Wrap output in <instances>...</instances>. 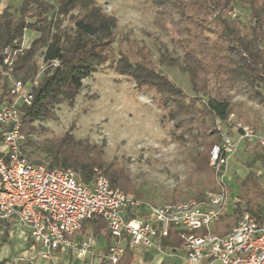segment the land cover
Listing matches in <instances>:
<instances>
[{
  "label": "trees",
  "instance_id": "16d2710c",
  "mask_svg": "<svg viewBox=\"0 0 264 264\" xmlns=\"http://www.w3.org/2000/svg\"><path fill=\"white\" fill-rule=\"evenodd\" d=\"M150 2L155 7V24L163 28L169 21L183 46L181 56L164 51L159 55V62L186 74L194 96L188 98L167 76L145 64H131L123 57L116 67L120 74L128 75L137 86L158 93L162 104L168 109V117L176 127L185 129L195 124L206 134L204 151H197L192 160L197 170L209 175L195 190L197 195L211 183L214 184V171L208 164L210 150L220 142V137L213 126L216 121L226 122L230 114L236 112L231 91L240 88L251 100L264 105V0ZM233 9L237 15L231 18L229 12ZM27 15L40 23L41 27L35 28V22L28 21ZM244 15L248 16L246 22ZM58 16H68L72 20L71 35L60 30L62 19L59 20ZM115 27L116 18L102 12L94 0H22L13 11L9 4L3 8L0 13V106L14 99L1 74L8 67L2 64L4 49H20L23 32L28 28L40 33L39 39L24 49L22 54H17L14 61L13 73L20 75L24 81L38 74V66L32 62V57L38 42L44 46V68L33 88V99L29 105L23 104L19 108L20 131L26 135V139L29 131L33 130V121L49 117L53 107L62 101L72 102L82 88L83 79L104 62L102 47L109 43ZM244 27L247 30L244 31ZM44 32L46 36L41 39ZM48 152L51 159L47 165L50 168L72 169L84 183H89L93 169L99 168L111 186L133 192L132 183L123 179V169L105 164L101 150L94 143L76 139L68 133L58 138ZM262 161L264 165V158ZM241 188L242 195L235 194L237 202L234 208L213 225L214 232L227 233L242 212H248L257 221L260 220L262 205L259 200L264 185L258 182L253 173H249L241 180ZM87 226L94 233H100L105 228L99 218L83 221L81 228ZM168 244H181L172 228L169 230ZM132 260L133 251L127 246L118 264H131Z\"/></svg>",
  "mask_w": 264,
  "mask_h": 264
},
{
  "label": "rangeland",
  "instance_id": "374dc122",
  "mask_svg": "<svg viewBox=\"0 0 264 264\" xmlns=\"http://www.w3.org/2000/svg\"><path fill=\"white\" fill-rule=\"evenodd\" d=\"M21 1L0 0V13L8 4L13 11ZM94 1L102 12L116 18V27L109 43L102 47L104 62L83 79L82 88L72 102L62 101L53 107L49 117L33 121V130L29 131L23 145L26 157L31 162L48 164L51 159L49 147L69 133L76 139L96 144L105 164L123 169L124 181L132 183L134 187L131 193L152 203L198 199L215 192L214 180V184L211 183L195 195V190L203 180L209 178L207 172L197 170L192 163L197 151L205 149L206 134L195 124L185 129L176 127L168 117V109L162 104L160 95L153 89L137 86L128 75L120 74L116 67L123 57L131 64H145L167 76L191 98L194 92L187 75L159 62V55L164 51L173 56L183 54L180 37L169 21L163 28L155 24V7L150 0ZM58 18L62 19L60 30L71 35L72 20L68 16ZM26 19L35 22V28L41 27L28 15ZM243 19L246 22L248 16L244 15ZM243 29L245 31L247 27ZM39 36L37 30L28 28L23 32L20 49L9 47L11 64L5 72H1L7 88H10L13 80H22L20 75L13 73L17 54H22L24 49L32 46ZM45 36L44 32L40 38ZM36 47L32 62L38 66V73H41L44 68V46L38 42ZM231 96L236 112L232 113L231 121H216L213 129L219 137V128L234 137L237 133L235 121L251 125L257 134H263L264 105L251 100L240 88L233 89ZM263 158L264 145H240L228 164V174L236 176L233 185L236 190H229V193L242 195L241 180L249 173H253L258 182L264 185ZM263 198L264 191L259 200L260 206ZM85 228L79 231L84 233L87 231ZM93 235L96 236L95 233ZM92 250H96L95 247ZM146 253L145 258H140L142 255L139 254L134 264H155L152 252Z\"/></svg>",
  "mask_w": 264,
  "mask_h": 264
},
{
  "label": "built area",
  "instance_id": "2783aa9c",
  "mask_svg": "<svg viewBox=\"0 0 264 264\" xmlns=\"http://www.w3.org/2000/svg\"><path fill=\"white\" fill-rule=\"evenodd\" d=\"M236 15L235 9L229 12L231 18ZM10 58L7 47L2 64L9 66ZM38 77L39 73L27 81L13 80L9 92L14 99L0 106V221L11 219L29 231L36 245L34 256L49 260L70 250L82 258L94 238L73 236L83 221L99 218L110 235L104 264H118L126 246L165 254L164 241L171 228L181 240L171 250H182L183 264H264V198L259 221L242 212L227 233L213 231V225L237 202L227 183L230 159L243 143L264 145V133L257 134L251 125L238 121L234 137L219 128L220 142L212 146L209 161L216 191L198 199L155 204L111 186L99 168L84 183L72 169L50 168L25 156L19 108L31 103Z\"/></svg>",
  "mask_w": 264,
  "mask_h": 264
},
{
  "label": "crops",
  "instance_id": "0c3cea01",
  "mask_svg": "<svg viewBox=\"0 0 264 264\" xmlns=\"http://www.w3.org/2000/svg\"><path fill=\"white\" fill-rule=\"evenodd\" d=\"M235 177L234 174L230 176L227 172L229 190H236V187L233 186L236 183ZM84 230L87 231H84V233L78 231L73 238L84 239L92 235L94 241L82 258H76L70 250H65L58 252L52 259L46 260L34 256L36 253V250H34L36 245L33 244L28 230L14 225L11 219L0 221V264H104L108 254L107 246L110 241L109 233L106 229H103L101 234L95 233L96 236L94 237V231L90 226H87ZM164 246L167 249L164 250L165 254H160L154 250H147L142 247L131 248L128 246L133 251V260L131 264L135 263L139 254L142 255L140 258L147 257V251L152 252V255H154L155 264H183L181 260L183 254L182 250H171V248L178 245H170L168 244V240H165ZM93 247H95L96 250H92Z\"/></svg>",
  "mask_w": 264,
  "mask_h": 264
}]
</instances>
